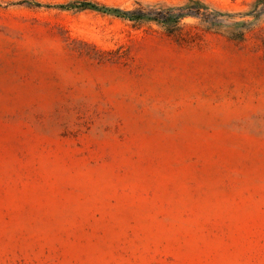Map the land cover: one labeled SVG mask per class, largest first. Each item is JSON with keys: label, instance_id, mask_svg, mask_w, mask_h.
Wrapping results in <instances>:
<instances>
[{"label": "rangeland", "instance_id": "374dc122", "mask_svg": "<svg viewBox=\"0 0 264 264\" xmlns=\"http://www.w3.org/2000/svg\"><path fill=\"white\" fill-rule=\"evenodd\" d=\"M0 264H264V0H0Z\"/></svg>", "mask_w": 264, "mask_h": 264}, {"label": "trees", "instance_id": "16d2710c", "mask_svg": "<svg viewBox=\"0 0 264 264\" xmlns=\"http://www.w3.org/2000/svg\"><path fill=\"white\" fill-rule=\"evenodd\" d=\"M61 8H65V9L76 8V9H80V10L90 8V9L95 10V11L103 12L105 14H113L116 17L128 19L131 21H138V20L142 19L141 17L134 16L133 12H131V11H122L120 9H111V8H107L105 6L99 5L97 3H90V2H85V1L77 2L75 4L62 5Z\"/></svg>", "mask_w": 264, "mask_h": 264}]
</instances>
